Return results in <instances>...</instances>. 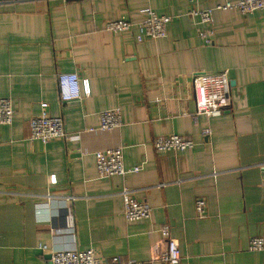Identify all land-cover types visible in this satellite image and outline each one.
Returning <instances> with one entry per match:
<instances>
[{
  "label": "crops",
  "instance_id": "obj_1",
  "mask_svg": "<svg viewBox=\"0 0 264 264\" xmlns=\"http://www.w3.org/2000/svg\"><path fill=\"white\" fill-rule=\"evenodd\" d=\"M236 1L0 3V98L12 108L11 123L0 125V264H48L40 245L161 264L163 225L178 264H264V11L214 10L209 26L188 16ZM145 9L172 18L163 38L135 42L134 30H102L107 20L139 22ZM198 72L227 74L228 105L217 116L194 115ZM65 73L89 94L60 102L56 75ZM40 104L61 118L65 138L29 139ZM113 109L119 127L99 131L98 114ZM167 135L192 149L155 152L152 141ZM116 147L124 170H141L98 178L94 152ZM122 188L150 208L148 218L124 220ZM253 237L262 238L259 252L247 249Z\"/></svg>",
  "mask_w": 264,
  "mask_h": 264
},
{
  "label": "built area",
  "instance_id": "obj_2",
  "mask_svg": "<svg viewBox=\"0 0 264 264\" xmlns=\"http://www.w3.org/2000/svg\"><path fill=\"white\" fill-rule=\"evenodd\" d=\"M8 0H0V3ZM214 10H236L240 14H250L254 11H264V0H238L225 2L214 8L203 10H191L190 18H196L197 24L209 26ZM144 18L139 22L125 20H107L103 23L102 30L111 34H122L135 31V42L143 40H157L165 36V26L171 21V17L157 16L149 9H145ZM197 35L205 45L210 40L203 31L197 30ZM191 88L194 103V115L214 117L221 114L228 105V78L225 72H198L191 78ZM56 89L58 100L62 103L78 100L81 96L89 94V88L85 81L80 82L75 73L56 75ZM46 104H40V114L28 120L29 139L37 140L42 144L53 139H63L65 134L62 129L60 117H50L45 112ZM12 120V108L7 98H0V125H9ZM120 125L117 109L106 110L98 114V127L101 132H111ZM92 131V130H89ZM203 135H208L206 130ZM192 142L176 135L156 137L152 141L155 152L180 153L192 149ZM121 147L96 151L93 154L97 177L108 178L128 173H136L142 165L124 170L122 166ZM264 187V178L261 180ZM122 202V215L126 222H136L148 218L150 208L142 202L136 201L129 191L122 188L119 192ZM194 215L200 219L205 216V202L197 198L193 204ZM158 233L165 244V251L157 258L161 264H178L181 260L175 240L170 237L166 225L159 228ZM41 254L48 256V264H150L135 263L132 261H120L116 257L103 259L92 249L78 250H55L45 245L37 248ZM247 249L251 252H259L263 249L261 237H253L249 240Z\"/></svg>",
  "mask_w": 264,
  "mask_h": 264
},
{
  "label": "water",
  "instance_id": "obj_3",
  "mask_svg": "<svg viewBox=\"0 0 264 264\" xmlns=\"http://www.w3.org/2000/svg\"><path fill=\"white\" fill-rule=\"evenodd\" d=\"M48 257V256H47Z\"/></svg>",
  "mask_w": 264,
  "mask_h": 264
}]
</instances>
